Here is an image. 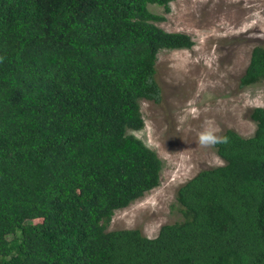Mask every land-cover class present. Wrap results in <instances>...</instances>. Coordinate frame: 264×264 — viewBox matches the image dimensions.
Returning a JSON list of instances; mask_svg holds the SVG:
<instances>
[{
    "label": "trees",
    "instance_id": "obj_1",
    "mask_svg": "<svg viewBox=\"0 0 264 264\" xmlns=\"http://www.w3.org/2000/svg\"><path fill=\"white\" fill-rule=\"evenodd\" d=\"M173 0H0V264H264V108L247 137L213 145L218 166L181 185L183 221L155 237L106 231L160 185L133 135L159 103L161 50L193 46L158 26ZM264 82L252 49L240 88ZM43 217V224L33 220Z\"/></svg>",
    "mask_w": 264,
    "mask_h": 264
},
{
    "label": "rangeland",
    "instance_id": "obj_2",
    "mask_svg": "<svg viewBox=\"0 0 264 264\" xmlns=\"http://www.w3.org/2000/svg\"><path fill=\"white\" fill-rule=\"evenodd\" d=\"M167 32L189 35L188 49L158 53L159 103L143 100L142 130L134 132L162 161L160 185L112 217L109 230L139 229L154 237L159 228L182 220L176 191L200 170L220 165L211 146L197 142L209 121L217 134L234 130L247 137L255 129L249 115L264 108V82L240 88L256 46H264V0H173L169 12L150 5Z\"/></svg>",
    "mask_w": 264,
    "mask_h": 264
},
{
    "label": "clouds",
    "instance_id": "obj_3",
    "mask_svg": "<svg viewBox=\"0 0 264 264\" xmlns=\"http://www.w3.org/2000/svg\"><path fill=\"white\" fill-rule=\"evenodd\" d=\"M161 51H163V50H161ZM160 52V51H159ZM218 131H219V129H218V127H215V126H213V124H212V122L211 121H209V122H207L203 127H202V129L201 130H199L198 132H197V142L199 143V145H201L202 147H207V146H211L212 145V147H213V145H215V144H217V143H223V142H225L226 141V137H223V136H220V135H218L217 133H218ZM225 132V131H224ZM151 149V148H150ZM214 149V148H213ZM214 152H215V150H214ZM215 154H216V152H215ZM158 156V155H157ZM216 156L218 157V155L216 154ZM159 158V157H158ZM219 158V157H218ZM220 159V158H219ZM221 160V159H220ZM222 162V161H221ZM196 175V174H195ZM194 175V176H195ZM193 176V177H194ZM192 177V178H193ZM187 182V181H186ZM156 188V187H155ZM154 189V188H153ZM178 190V189H177ZM149 192V191H148ZM177 192V191H176ZM147 192H145L144 193V195L146 194ZM144 195L142 196V197H144ZM142 197H140V198H142ZM136 200H138V199H136ZM135 200V201H136ZM134 201V202H135ZM176 202H177V200H176ZM133 203V202H132ZM130 205V204H129ZM128 205V206H129ZM177 205H179V203L177 202ZM179 207H180V211H182V207L179 205ZM126 208V207H125ZM124 209V208H123ZM122 210V209H121ZM119 211V210H118ZM117 211H115L114 212V214L116 213ZM114 214L112 215V217L114 216ZM182 217H183V213H182ZM112 219V218H111ZM183 219H184V217L182 218V220L181 221H183ZM111 221V220H110ZM43 222H44V218L43 217H38L37 219H35V220H33V223H38V224H43ZM178 222H180V221H178ZM174 223H177V222H174ZM173 223V224H174ZM168 224H172V223H168ZM109 225H110V223H109ZM109 225H108V227H107V230L106 231H110L108 228H109ZM164 225H166V224H164ZM163 226V225H162ZM161 228V227H160ZM159 228V229H160ZM112 230V229H111ZM159 231V230H158ZM158 233V232H157ZM157 235V234H156ZM155 235V236H156ZM154 236V237H155ZM146 237H148V236H146ZM149 238H152V237H149Z\"/></svg>",
    "mask_w": 264,
    "mask_h": 264
}]
</instances>
